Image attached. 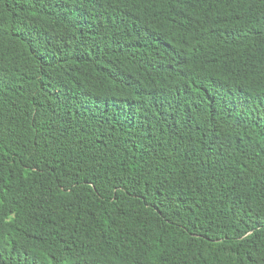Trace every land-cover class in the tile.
<instances>
[{"label":"trees","instance_id":"1","mask_svg":"<svg viewBox=\"0 0 264 264\" xmlns=\"http://www.w3.org/2000/svg\"><path fill=\"white\" fill-rule=\"evenodd\" d=\"M0 264H264V0H0Z\"/></svg>","mask_w":264,"mask_h":264}]
</instances>
